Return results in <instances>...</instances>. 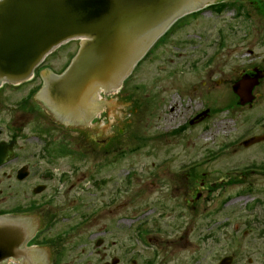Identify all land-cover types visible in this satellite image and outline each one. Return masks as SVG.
<instances>
[{"label": "rangeland", "instance_id": "1", "mask_svg": "<svg viewBox=\"0 0 264 264\" xmlns=\"http://www.w3.org/2000/svg\"><path fill=\"white\" fill-rule=\"evenodd\" d=\"M225 16L230 18L228 14ZM219 21L220 23H216V18H211L204 23L207 26L210 24L211 42H218L217 28L227 27L226 18ZM225 22L226 24H224ZM251 25L252 22L242 20L234 25V27L223 29L225 33H228L226 35L227 46H225L224 52H183V55L179 56L181 61L193 59L199 61L197 70L189 69L190 67L185 62L183 66L186 68L182 70L186 73L181 72L177 78L174 73L169 72L171 67L169 62H163L168 60L169 56H177L178 58V53L156 52L151 56L148 63L142 64L139 67L135 76L130 80V88L128 92L127 90L125 91L128 93L130 104H133V109H128L130 118H123L120 122L117 136L113 137L110 135V138L112 145L117 146L118 141L123 137L124 139H121L124 140V143H119V145H124L127 148L131 145V150H136L141 156L138 157V160H135L136 153L133 157L134 161L131 160V157L127 156L125 160L126 165L122 163V165L117 166L116 171H112L111 176L115 179L113 181H116L117 184H122L123 174H126L127 165L133 167L129 169L132 170L133 174H145L148 176L149 172L152 171L150 167L153 164L157 165L161 161L159 155L160 152H164L161 150L170 145H174L175 150L179 152L176 155L175 162L184 163L192 159L197 160L202 168L212 170L213 176L216 175L214 171H218L219 174L216 175L217 179L218 177L222 178L219 179L221 186L215 188L212 192H204L206 196L197 203V214L193 217H187V219L183 218L186 227L178 229V227H170L171 225L169 226L168 224L163 225L161 230L168 232H160V238L157 241L159 244L153 247L140 246L143 250L136 248V253L140 255L135 256L147 258L156 255L159 257L161 264H216L220 257L233 253L237 256L235 264H246L249 257L254 259L255 264L264 262L262 257L264 255V248L255 245L250 237L243 238L242 236V231L247 226L246 220H263L264 218V173L260 174L258 169L254 173L249 174L245 179L237 180L236 177L234 182L228 185L225 183L227 176L223 174L235 167L240 168L236 170V172H240L248 170V166L253 164H257V167L264 164V143L247 148L240 145L238 146L239 148L236 147L237 149L233 147L234 144L237 146L247 136L264 132V84L258 89L262 94L261 99L250 108L251 110L237 108L234 94L230 91V85L240 75L241 69L253 64L255 55L260 53V62L264 57V40L258 41L253 34L249 37L245 36V33L249 31L248 27H251ZM195 30H197V26L191 27V31L194 32ZM259 36L263 37L264 35L259 34ZM77 47L78 43H74L56 51L53 54V58H50L48 62L53 67L60 69L67 62L69 56L77 50ZM162 47L164 48L161 50L165 48L172 49L169 45ZM215 47L209 46L211 49ZM251 50L259 53L255 55L252 53L251 55ZM210 58H212L211 61H209ZM204 62H206L205 67ZM164 66L166 68H163ZM203 67L204 69L211 68L209 76L207 72L200 69ZM149 75H151L150 80L152 83L149 82L146 88L143 82ZM155 77H157V82H153ZM219 78H222L221 82H219L221 80ZM217 79L219 80L217 81ZM225 85L230 90L224 87ZM22 93L24 94L25 91H22ZM177 93L181 96L182 100ZM126 95L122 93V95H118L116 100L127 103L125 99ZM196 101H202L204 106L213 112V114L206 117L204 121L195 123L181 134L159 139V146H157V143L153 142V140L159 138L158 130L164 134H168L171 130H177L189 119L196 108L198 109L202 106L200 102L194 105ZM9 112L14 113L13 110L4 111L0 112V115L10 117ZM33 123L34 121H31L27 126L25 125L23 130L25 134L22 137V141L27 144L25 150L22 152V157L24 158H28L39 149V145H36V142L32 143L33 141H37L36 138L31 139L32 137L30 136ZM87 134L89 135L87 141L83 140L85 133L81 136V146L78 148L79 156H77V160L88 161L87 164L80 161L83 172H92L93 160L95 159H98L96 168L100 171L104 170L105 166L114 164L118 159L117 151L105 154L104 149L100 147L99 143L91 142L93 138L99 140L98 133L92 130L90 134L86 133V138ZM189 139L196 142L197 151H186L183 153L184 142ZM88 144L92 145L91 150H93V153L88 150ZM143 149L145 150L144 155L142 154ZM150 149L155 152L147 155V150ZM220 150H224L226 153L219 152ZM171 157L172 154L169 151L163 153L164 162L171 160ZM63 159L73 160L75 158L68 156ZM202 168L198 171L199 177H202L206 173ZM86 173H83L85 180ZM101 176L94 174L96 178ZM217 179L210 180V174H205V180H208L206 181L208 183ZM37 180L34 178L29 182L34 184ZM144 183L150 184L151 182L138 180L134 191L143 188ZM93 184V181H87V184H84V186L85 188H89ZM157 184L156 188L148 186L151 190L147 191L148 193L145 192L141 197L134 196V214L138 209L151 206L152 201L156 197L168 199L167 196L162 197L160 193L161 181ZM198 184L200 185L199 180ZM246 187H250L256 192L251 194ZM239 195L242 196L238 197ZM230 196L236 199L228 204L229 210L223 212L217 209L218 204L231 198ZM127 197L128 195L125 198ZM68 199L62 196L55 206L58 203L59 205L64 202L68 203ZM30 201L32 200H26L25 195L22 196V199L18 198L15 200L16 203H22L23 207L30 204ZM260 201L261 204L253 207L255 202L257 204ZM138 205L140 207H136ZM64 208L70 207L66 205ZM125 208L127 211L129 207L126 206ZM126 211L116 214L120 215L123 213L124 215L125 213H130ZM209 214H212L213 217L209 216ZM253 214L257 215L256 218H251ZM59 219L60 221L55 223L48 237L64 234L63 228L67 225V222L61 217ZM258 226L256 221H252L251 227L254 231ZM92 228L93 230L95 229L91 226ZM89 230L81 232L82 235L79 232L71 233V237L64 240L63 247L66 250L68 249L67 255H64V261L69 260L70 262L79 264V260H82L83 264L93 263V254L91 252L94 250V243L88 240L87 232L90 233ZM182 234L184 235V242L181 240ZM82 242L88 244L86 246L82 245L80 248L78 245ZM63 247L55 248L56 255H61V248ZM83 250L85 251L83 252ZM57 251L59 252L58 254Z\"/></svg>", "mask_w": 264, "mask_h": 264}, {"label": "water", "instance_id": "2", "mask_svg": "<svg viewBox=\"0 0 264 264\" xmlns=\"http://www.w3.org/2000/svg\"><path fill=\"white\" fill-rule=\"evenodd\" d=\"M205 1L0 0V81L16 83L28 79L49 52L72 38H82L81 48L68 70L50 79L41 96L48 97L47 105L63 120L78 115L87 121L92 105L97 109L93 101L100 89L118 87L172 22ZM74 43L77 42L62 48ZM251 83V78L245 76L236 85L243 102L248 99ZM115 102L108 107L107 116L113 119L115 115L117 126L108 122L110 130L102 126L92 129L100 141L106 140L107 134L117 136L121 116L130 118L128 110L124 112L127 103ZM129 109H133V104ZM258 139L252 138L247 144ZM7 153L0 147V162ZM3 220L0 218V264L19 252L23 264H46L45 251L25 247L32 237V225L25 223L24 218L22 222L13 218ZM230 262L231 258H227L223 264Z\"/></svg>", "mask_w": 264, "mask_h": 264}, {"label": "flooded vegetation", "instance_id": "3", "mask_svg": "<svg viewBox=\"0 0 264 264\" xmlns=\"http://www.w3.org/2000/svg\"><path fill=\"white\" fill-rule=\"evenodd\" d=\"M254 2L256 4H264V0H254ZM187 51L188 50H185L184 52ZM200 52H204V51H200ZM2 89H0V109H3V106L7 98L5 91ZM15 93L16 90L11 89L9 91L8 96L10 95L14 96ZM0 126L3 127L0 128V142L15 140V146L17 147V148L15 147L16 150L14 152L13 157H10L8 159V162L0 168V185L3 186L2 188H0V193H3L5 191L4 186H5V181H7L9 183V186L14 189L15 194L17 195L22 194V189H21L22 181L17 178V174L19 172L18 170L25 165L29 166V169H31L30 176L33 175L38 179H40V181L51 182V180L55 178L54 170L58 168V166L61 164V161H55V160L30 161L31 158H34V155H31L30 158H28L27 160L22 159L21 157L22 120L18 114L12 115V117H10L9 119H5L4 115H0ZM6 132L10 133L8 137L5 136ZM77 165H78L77 161H69L67 162V167L65 168V170L58 172L61 174V176L58 178V182H60V180L62 181L64 191L66 190L69 192H73L80 189V187L77 185L76 182L71 181L72 179H74V175L78 172L77 170H75L77 168ZM6 177L8 178V180H6ZM188 187L189 189L191 188V186ZM123 188L124 190H126V193H128V191L133 190L132 185H128V183ZM97 189L99 191L98 194H100L101 196V198L98 197V200H101L102 192H103L102 185H99ZM168 189L171 192L176 190V187L173 183H171ZM117 191L118 188L117 185H115L113 196L108 197L109 203L116 204ZM191 200H193L192 197ZM3 207H4V202H0V212H4ZM178 207L179 205L175 200L170 201L168 199L162 198L158 208L143 211L142 215L145 217L148 214L150 218H147V220L144 221L145 222L147 221L146 223L154 224L155 225L154 228L156 230H159V225L157 223L168 224L176 217L180 218L181 209ZM111 211L112 209L105 210L101 208H96L94 210V212L97 213L96 216H99L100 213L103 212L106 214H110ZM155 217L156 219H154ZM119 221L125 222V224L119 225ZM142 223H143L142 221H139L136 227L137 228L141 227L143 225ZM258 224L259 226L257 228V233L254 238V241L259 246L262 245L264 247V221L262 222L261 220H259ZM134 229H135V225H134L133 216L130 218H121L120 220L111 218L110 222L106 224L97 223L96 230L94 233V239L96 243V253H97L96 260L98 262L97 264H158L157 261H154L153 263H149L148 261L138 263L135 260V258L133 257ZM248 262L252 264L253 260L249 259Z\"/></svg>", "mask_w": 264, "mask_h": 264}, {"label": "bare ground", "instance_id": "4", "mask_svg": "<svg viewBox=\"0 0 264 264\" xmlns=\"http://www.w3.org/2000/svg\"><path fill=\"white\" fill-rule=\"evenodd\" d=\"M206 135H208V134H206Z\"/></svg>", "mask_w": 264, "mask_h": 264}]
</instances>
